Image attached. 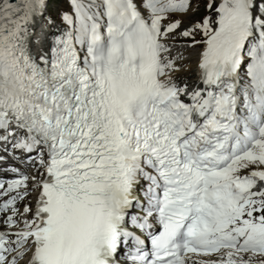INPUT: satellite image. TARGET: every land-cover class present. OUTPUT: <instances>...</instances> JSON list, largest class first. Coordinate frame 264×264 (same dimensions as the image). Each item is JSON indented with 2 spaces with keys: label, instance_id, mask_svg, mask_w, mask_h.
<instances>
[{
  "label": "snow or ice",
  "instance_id": "snow-or-ice-1",
  "mask_svg": "<svg viewBox=\"0 0 264 264\" xmlns=\"http://www.w3.org/2000/svg\"><path fill=\"white\" fill-rule=\"evenodd\" d=\"M0 264H264V0H0Z\"/></svg>",
  "mask_w": 264,
  "mask_h": 264
}]
</instances>
